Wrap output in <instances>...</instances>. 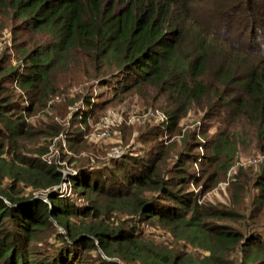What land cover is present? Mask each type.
<instances>
[{"label": "trees", "instance_id": "1", "mask_svg": "<svg viewBox=\"0 0 264 264\" xmlns=\"http://www.w3.org/2000/svg\"><path fill=\"white\" fill-rule=\"evenodd\" d=\"M3 19L15 37L46 41L21 53L24 71L0 65V264H264V168L251 172L246 216L238 210L242 170L229 186L230 208L199 205L189 192L201 182L194 163L212 184L232 166L237 127L264 154V0H0ZM75 63L114 96L139 92L161 103L167 120L155 126L158 137L173 134L193 106L222 128L202 155L193 154L201 144L190 134L179 151L159 140L110 168L81 165L71 191L87 204L77 206L53 190L62 177L35 144L45 134L20 115L55 95V71ZM100 105L88 101L80 124ZM21 185L30 194L15 192ZM45 190L46 201L33 194ZM241 220L251 222L244 231L225 224ZM147 223L207 255L156 245L138 228Z\"/></svg>", "mask_w": 264, "mask_h": 264}, {"label": "rangeland", "instance_id": "2", "mask_svg": "<svg viewBox=\"0 0 264 264\" xmlns=\"http://www.w3.org/2000/svg\"><path fill=\"white\" fill-rule=\"evenodd\" d=\"M45 41L43 36L36 35L15 37L12 23L3 19L0 22V65L11 70L24 71L22 67L25 65L21 62V53L37 49L36 45L43 47ZM78 65L75 63L70 69L57 68L54 80L60 83V88L56 94L50 93L45 103L37 107L32 114L28 116L26 113L20 114L26 123L45 134L35 142L43 152L40 159L63 175L64 183L68 179L71 180L83 164L90 163L110 168L112 161H118L125 155H145L144 152L159 140L163 141L164 145L176 144L179 151L183 141L186 140V144L192 142L189 139L192 134L194 141L201 144L193 154L202 155L204 153L202 145L212 140L217 130L222 128L218 120H203L202 112L193 106L181 119L173 134L169 136L168 133L163 132L164 134L158 137L154 135L155 126L163 123L160 119L167 120L160 106L161 103L145 102L139 98V92L114 96L112 91L100 86L98 80L89 76V72L79 74L78 69L74 68ZM8 87L15 95H22L14 84L8 83ZM15 99L17 100V97ZM23 100L21 98L19 101ZM88 101L101 104L102 109L97 110V107L93 117L84 126L80 124L79 117L85 113ZM22 104L27 105V101H23ZM100 133H104L105 136L99 137ZM233 133L239 146L232 166L217 183L212 184L203 177L199 165L194 163L190 166V170L200 177L201 182L198 185H190L189 192L198 196L199 205H223L230 208L232 201L229 186L235 183V175L242 170L244 174L246 173V177L242 173V178L246 182L247 191L243 194L244 203L238 206V210L246 216L245 214L251 209V172L258 173L264 168V154L259 153L254 145H251V134L248 128L244 130L237 127ZM8 183L4 180L1 186L5 187ZM206 186L211 187L206 189ZM68 188L67 184H62L59 189L64 193L59 192L58 195L73 201L72 203L77 206L85 202L87 204L86 198L80 196L75 190L67 196ZM15 192L27 195L31 190L21 185ZM46 192L45 190L33 194L44 196ZM249 223L251 222H242V220L238 223L225 222L242 231ZM138 228L148 240L168 250L187 252L196 258L207 255L189 245L176 243L174 237L158 223L142 224Z\"/></svg>", "mask_w": 264, "mask_h": 264}, {"label": "built area", "instance_id": "3", "mask_svg": "<svg viewBox=\"0 0 264 264\" xmlns=\"http://www.w3.org/2000/svg\"><path fill=\"white\" fill-rule=\"evenodd\" d=\"M161 120V122H165L164 120H162V119H160ZM99 137L100 136H105V134L104 133H100L99 135H98ZM61 175V174H60ZM61 177H62V180H61V183H59V185H57L56 187H54L53 188V190H55V191H59V192H61V193H64V191H61V189H59V187H61V185L62 184H67L68 186H69V188H68V194H67V196H69L70 195V193H71V184H70V180L68 179L67 180V182L66 183H64V181H63V175H61ZM63 182V183H62ZM65 191H66V189H65ZM43 198H44V201H46V196L44 195L43 196Z\"/></svg>", "mask_w": 264, "mask_h": 264}]
</instances>
